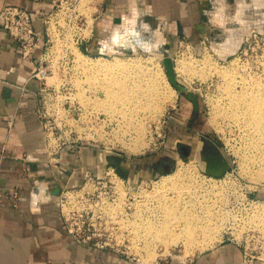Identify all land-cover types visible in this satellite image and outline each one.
Listing matches in <instances>:
<instances>
[{"label": "rangeland", "instance_id": "1", "mask_svg": "<svg viewBox=\"0 0 264 264\" xmlns=\"http://www.w3.org/2000/svg\"><path fill=\"white\" fill-rule=\"evenodd\" d=\"M238 1L240 0H226V12L232 17H235L237 14ZM245 2L248 4V8L245 9V15L242 17L247 20V23L245 22L244 25H240V23L234 22L227 25L228 28L235 30L241 29V33L237 34L239 36V40H237L238 42H234L231 37L228 38L229 34L226 33L225 29H220L211 23L216 12L215 7L218 5L217 0H211L210 8L208 9L207 14L202 18L209 27L217 32L218 39L213 40L209 38L207 42H198V45L191 44V42H189V40L183 35H179L177 40H171L168 37V31L164 30L166 26L164 23L159 24V29L163 32L164 38L167 39V43L160 34L154 33L155 41H158L156 42V45L166 44L165 48L170 51L179 82L188 87L195 95L199 104V111L197 114L193 103L171 86L163 66L161 54L156 52L149 54L143 52L138 53L136 47H133L134 53L136 54L130 53L126 55H118L115 54L118 51L115 53L111 51L110 54L108 53L110 57H102V55L89 54L87 51L88 49L85 50L84 44L82 45L83 53L73 44V42H67V37L62 40L55 36L54 46L50 50V55L53 56V64L55 66H57L58 58L65 54V49H67V54L69 53L73 56L76 55L85 62L98 63L99 61H105L111 63L116 59L126 63L133 61L135 64L131 67L136 66V68L133 67V69L144 73L149 71L150 73L148 72L147 75L151 76L153 74L151 76L152 78H158V89L161 93H166L169 96L172 94V96H170L171 99L162 105V109L156 110L157 112L152 114V111H150L151 113L148 111H140V118L136 119L137 121L134 122L136 123V125H134L136 128L133 127V129L129 130L128 134H130V141H127L126 143L117 142L110 134L109 137L106 136L103 139L99 138L97 142L92 141L90 144V148L97 152L99 159L96 161L94 172L97 173L105 167L115 168L122 179L120 180L122 182L124 181L123 185H121V182L118 183L121 195L119 199L120 208L122 209V205L125 202L124 198H126L124 206H126V209H128L127 212L130 215H133L136 212L137 202H139L140 206L142 205V207L145 208V204L151 202H149V199L152 196L154 197L158 195L155 191L157 190V183L161 178L174 177L179 171L181 172V169L192 165L193 167H191L189 172L191 177H189L190 182L194 183L193 186L196 185L202 187L198 189L200 190V193L193 196L194 200H200L199 203L201 202V205L199 203L196 205L194 204L191 214L195 215L199 213L197 216L202 218L199 223L201 222L200 224L204 226L208 224L205 222L209 221L210 224L207 226L212 225L215 227L217 225L221 227L219 228V232H216L217 239L215 238L214 244L204 250H199V248L193 246L190 247L188 241L185 243L186 241L184 239L179 240L174 246L173 244H175V242L171 244L172 246L170 245V247L165 245L166 248L169 249L168 250L164 248L165 246L162 244L161 239L160 242L157 238H148L146 240L143 237H139L137 239V236L139 235L137 234L138 229L136 225L138 222L141 224V222L137 221L134 217L135 220L133 221L136 222L133 224L135 227L134 233L137 234L135 238H132V242L135 244L133 245L134 252L129 255H119L111 252L124 258L131 264H167L171 261L189 264L191 260L195 259L199 254L208 251L225 240L238 242L244 247L247 246L249 252L253 251V254L245 255L247 257V264H253L256 262L264 264V250L259 249V243L264 242L262 238H259L262 236L264 238V235H262V233L264 234V219H262V217L264 218V212L257 211L255 214L257 227L262 233L249 227V222L252 224L255 218V216L254 218H251V216H253V206H256L253 205V203L264 204V183L257 181V179L260 178L259 176L264 173V167H262L261 162H257L260 160L256 155L257 153L255 149L252 148V140L249 138L247 132L249 128L244 124L239 123L234 118V115L231 116L235 121H233L231 116L229 117L230 113L227 115L224 114L229 106V101L227 99L228 94L225 91L226 85L229 82H233L234 84V81H240L244 76L249 80L251 76L255 77V79L258 77L257 80H261L262 83L264 82V7L256 9L255 11V8L251 6V0H246ZM91 3L93 5H90ZM96 4L98 9V12L94 16V19H96L97 17L101 18V12L104 11L102 10L105 8L103 0H97L96 3L93 0H85L80 5L81 10H83L82 12L88 14L89 24H91V26L93 23L91 15L97 11ZM157 26L151 24L152 30L157 29ZM221 32H225V35H223V37H218V35L222 34ZM95 33L96 31L94 27L92 38L96 37ZM86 35L90 36L91 30H89ZM225 39H227L226 42H224ZM63 41L67 43L65 44ZM125 41L130 44V41L122 39V42ZM181 41L184 43L183 45L180 44ZM239 48L240 50L237 52ZM74 51L75 53H73ZM234 53L236 54L233 55ZM76 56L74 57L75 61L77 58ZM180 61L184 63H179ZM137 66H141L142 68L139 70V68L137 69ZM75 69L77 70L76 67ZM191 70L194 71V73H192ZM222 72H225L226 77ZM81 74L85 75V80L83 82L79 80L76 83H87L89 85L88 92L92 94V96H90L88 93L87 96L86 90L81 89L77 96L83 101L82 103L85 106L93 107L99 113H107L106 115L111 119L115 117V114L116 116L123 117L122 114L118 115V113H114L110 110L114 104L113 102H110L107 90L101 89V87L104 88V86H102L103 84L98 80L105 79L106 75L104 72H97L99 76H97L96 80H92V82L90 79H87L89 78L87 74ZM227 75L230 77L228 79L231 80L227 79ZM232 76L235 80H232L234 79ZM58 77V72L56 70L55 77L50 78L49 83H58ZM224 79L226 80V83ZM99 84H101V86H99ZM237 86L234 85V89L241 91L239 84ZM97 99H99V101L101 100L102 104H98ZM103 102H105L104 105ZM154 105L155 104L152 105L150 103L149 107H154ZM105 106L107 108H105ZM156 128L158 129L157 132L161 133L162 136L164 134L167 135L165 145L162 144V139H158L155 136L154 133L156 132ZM111 129L112 127L108 128L107 132L110 133ZM105 138H108L109 141L112 138L113 139L112 141L107 142L105 141ZM206 138L210 139L214 152L225 157L229 164V169L221 178L210 176L205 172V164L200 158V153H202L203 143L206 141ZM124 144L128 148H126ZM142 144L146 146H143ZM180 146H186L192 152L191 155L189 157L183 156L180 153ZM143 157L149 158L148 160H152V162H157V160L164 158L163 160L172 164V171L169 173L163 172L162 169L150 170L151 172L145 170L144 173L141 171L138 175L134 176L130 182L126 180L124 174L123 176L120 175L122 171L119 170L127 168L128 160ZM108 182L109 179L100 181V184L97 186L98 193L104 192L105 190L110 191L109 187L111 185ZM154 203H150V206L148 205L147 207L155 209ZM208 209H211V213L207 211ZM151 211L152 210L149 212ZM149 212L148 214L147 212H144L143 215L146 214V217L155 220ZM209 213L213 214V216H215L213 218L215 219H213L212 215ZM220 213L222 215V223L218 219L220 218L219 216H221ZM207 214L210 216H207ZM216 215H218L217 218ZM145 216H142V218ZM211 220L212 223L210 222ZM161 221L162 219L155 222L159 224ZM191 222L193 225L197 224V220H191L190 223ZM138 228H141V226H138ZM139 234L143 235V232H139ZM170 235L172 238L173 234H169L168 238L166 235V239L171 240ZM137 240H141V242L143 241L141 246H137ZM146 241H149V244H152L150 245L151 251H149V253L145 252V249H143Z\"/></svg>", "mask_w": 264, "mask_h": 264}, {"label": "crops", "instance_id": "2", "mask_svg": "<svg viewBox=\"0 0 264 264\" xmlns=\"http://www.w3.org/2000/svg\"><path fill=\"white\" fill-rule=\"evenodd\" d=\"M245 1H238L237 14L232 17L226 12V0H217L211 20L213 25L225 29L234 42L239 40L237 34L241 29L227 25L247 23L242 17L248 8ZM253 2L251 6L255 11L264 7V0ZM51 3L52 0H0V16L5 6L19 7L28 11L37 30H42L39 13L50 12ZM103 4L101 18L97 17L94 23L96 37L84 43L88 52L92 48L96 50L97 41L111 35L121 24L132 19L136 21L137 16L148 25L158 24L156 28L164 23L171 40L183 35L191 44L198 45L209 38L218 39L217 32L202 18L211 0H103ZM155 32L167 43L161 29ZM114 41L122 42L119 34L114 36ZM41 51L24 58L0 19V264H131L114 253L81 245L66 233L59 211L60 193L65 188L80 187L85 175L94 172L99 159L97 152L89 147L77 155L64 154L62 165L47 163L38 114L40 86L31 78L34 60ZM148 159L128 160L124 169L129 182L141 171L161 170L160 165L166 162L164 158L157 162ZM37 183L46 188L48 196L46 198L42 192L40 201L35 203L32 192ZM15 193L18 194L16 200ZM246 261L243 248L232 240H225L199 254L189 264H247ZM167 264L182 263L171 261Z\"/></svg>", "mask_w": 264, "mask_h": 264}, {"label": "built area", "instance_id": "3", "mask_svg": "<svg viewBox=\"0 0 264 264\" xmlns=\"http://www.w3.org/2000/svg\"><path fill=\"white\" fill-rule=\"evenodd\" d=\"M93 1L96 3L97 0ZM51 4L50 12L39 13L42 30H37L31 14L19 7L5 6L0 19L4 30L17 42L24 58L42 49L34 60L31 78L40 86L38 114L46 143V161L49 165L57 166L62 165L64 154L77 155L90 147L92 141L97 142L99 138L103 139L111 134L117 142L126 143L130 141V134L123 135L120 130V125L124 121L121 116L111 119L103 112L99 113L81 102L77 96L81 89L86 90V95L92 94L88 92L87 83H76L79 80L83 82L85 76L75 69L74 56L67 54V49L65 54L58 58L57 66L53 64V56L50 55L55 36L62 40L67 37V42H73L82 51V45L93 36L86 34L90 29L93 33L94 16L98 11L91 15L93 19L91 26L88 14L81 10V0H52ZM67 42L63 41L65 44ZM180 44L184 43L181 41ZM56 70L59 82L50 84L49 80L55 77ZM110 127L112 129L109 133L107 130ZM157 130L156 128L155 136L162 139V144L165 145L167 135L162 136ZM105 141L108 142V138H105ZM105 179H109L110 191L98 193L97 186ZM120 179L115 168L105 167L97 173L86 174L80 187L65 188L61 191L58 199L59 211L70 238L99 251H110L119 255L134 252L135 244L132 238L136 237L133 226L136 222L133 220L137 217L136 212L134 215L127 212L128 209L124 206L126 198L122 205L123 211L119 206L121 195L118 183L121 182V185L124 183ZM17 196L15 193L13 198L16 200ZM259 238L264 241L263 236ZM236 243L243 248L246 256L253 254V251H248L247 246ZM141 244V240H137V246ZM259 244V249L264 250V242Z\"/></svg>", "mask_w": 264, "mask_h": 264}, {"label": "bare ground", "instance_id": "4", "mask_svg": "<svg viewBox=\"0 0 264 264\" xmlns=\"http://www.w3.org/2000/svg\"><path fill=\"white\" fill-rule=\"evenodd\" d=\"M83 1H85V0H81V4L83 3ZM135 19H137V20L133 21V19H132L129 22H126L125 24H121L120 26H118L112 32L113 39H114V36L116 34H119L121 39L129 41L128 36L131 34L133 28L137 25L138 16ZM90 30H91V34H92V29H90ZM156 42H158V41H156ZM160 45H162V44H160ZM101 49L103 52H106L109 54L111 51H113L114 53L116 52V50L111 49L110 45H108L106 42H105V44H103L101 46V48L96 49V51L101 50ZM73 53H75V51ZM184 61H186V60H184ZM75 62H76L75 67L77 68V70L80 71L81 73L87 74L89 77L87 79H90L91 82H92V80H96L97 76H99L97 74V72H99V71H103L104 74L106 75V77L104 76L105 79H100L98 81H100L101 84H103L102 86H104V88L101 87V89L107 90L109 98H110V102H113V104H114V106L110 110L113 111L114 113H118V115H120V114L123 115L122 118L124 121L120 125V130L122 131L123 135L128 134L129 130L133 129V127H135L134 125H136V123H134V122L137 121L136 119L140 118V115H139L140 111H145V112L152 111V114H153V113L157 112L156 110L162 109L161 108L162 105L171 99L170 96H172V94L169 96L168 94H166V93L163 94L159 91V89H158V85H159L158 84V78L157 77L152 78L151 76L153 74L151 76L147 75V73L149 71H147V73H144V72L133 69V67L136 68V66L131 67L132 65L135 64L133 61H129L126 63V62H121L120 60L116 59L114 62H111V63H108L105 61H99L98 63H94V62H85L81 58L77 57ZM179 63H182V61H180ZM206 65H207V62H206ZM182 67H185V66H182ZM138 68L140 70V68H142V67L137 66V69ZM200 70H202V69H200ZM192 73H194V71H192ZM222 73H224V76L226 77L225 72H222ZM203 75H204V73H203ZM228 78H230V77L227 75V79ZM257 78L255 79V77L251 76L250 80H249L247 77L244 76L241 78L240 81H234V84H233V82H229L226 85L225 91L228 94L227 99L229 101V106L227 107L228 108L227 110L224 109L226 111V113H224V114L227 115L230 113L229 117L231 115H234V118L239 123H242L246 127L249 128L247 132H248L249 138L252 140V145H253L252 148L255 149V151L257 153L256 155H257L258 159L260 160L257 162H261L262 167H264V82L262 83V81L257 80ZM261 79H262V77H261ZM228 80H231V79H228ZM232 80H235V78ZM263 81H264V79H263ZM225 83H226V80H225ZM78 84H79V82H78ZM101 84H99V86H101ZM238 84H239V88H241V91H237L234 89V85L237 86ZM93 86H94V83H93ZM99 86H97V87H99ZM97 100H98L97 101L98 104H102L101 100L100 101H99V99H97ZM81 102H83V101H81ZM150 103L152 105L155 104L154 107H149ZM104 104H105V102H103V105ZM105 108H107V107L105 106ZM105 114H107V113H105ZM112 115H113V113H112ZM115 116H116V114H115ZM143 119H145V118H143ZM143 119H141V120H143ZM232 119H233V117H232ZM233 121H235V120L233 119ZM137 125H139V124H137ZM139 130H140V128H139ZM135 132H137V131H135ZM252 145H250V146H252ZM143 146H146V145H143ZM125 147L128 148L126 145H125ZM131 151H132V149H131ZM191 167H193V166L190 165L187 168L184 167L183 169H181V172L179 171L177 173V175L175 174L174 177H163V178H161V180L157 183L158 186H157V190L155 191V192H157V194L159 196L157 195L154 197L152 196L151 198L149 197L150 198L149 202L151 201L150 203L153 204L154 202H156V203H154L155 209L147 207L150 203L145 204L146 207L143 208L142 205L140 206L139 202H137L138 204L136 207L137 210L135 213V217H137V220H141V224H139V222H138L136 225L137 229H138L137 234L139 235L137 237H143L146 240L148 238H157V239H159V242L161 239L162 244L164 246L166 245L167 247L168 246L170 247V245L175 242V244H173V246H174V245H176V243H178L179 240L184 239L186 241L185 243H187V241H188V245L190 247L193 246V247L199 248V250L200 249L204 250L207 247L214 244L215 238L217 236L216 232L217 231L219 232V228H221V227L217 226L216 224H215L216 225L215 227H218V228H215L212 225L207 226L208 224H210L209 221L205 222L208 224H206L204 226V225L200 224L201 222L199 223V221L202 220V218L197 216V214H199V213H197L195 215L191 214L192 207L194 208V204L196 205L200 201L199 199L197 201H196V199L194 200L193 196L199 194L200 190H198V189L202 187L201 185H200L201 187H198L196 185L193 186L194 183L190 182L191 177L189 175V172H190ZM259 177L260 178H258L257 181H259L260 183L261 182L264 183V173ZM202 199L204 200L203 197H202ZM199 204L201 205V202ZM214 204H215V202H214ZM207 208H208V206H207ZM211 209H208L207 211L210 212ZM150 210H152V211L149 212ZM141 211H143L142 215H141ZM207 211H206V213H207ZM252 211H253V214H252L253 216H251V218H254L257 211L264 212V204H256V206H253ZM144 212H147V214H148V212L151 213V216H153L155 218V220L154 219L152 220L150 217H146L145 216L146 214L143 215ZM209 214H207V216ZM210 215H212V218L215 217V216H213V214H210ZM220 215H221V213H220ZM142 216H145L144 217L145 219L142 218ZM217 217H218V215H216V218ZM219 217L220 218H218V219L221 222L222 215ZM159 218H161L162 221L159 224H157L156 222L161 220ZM208 219H210V218H208ZM213 219H215V218H213ZM262 219H264V218L262 217ZM191 220H197V224L193 225L192 222L190 223ZM256 221L257 220H256V216H255L252 224L249 222V224H250L249 227L260 231V229L257 227ZM210 222L212 223V220ZM216 222H218V221H216ZM138 226H141V228H138ZM139 232H143V235H140ZM169 234H173L172 238H173V236H174V238L172 239L171 235H170L171 240L166 239V235L168 238ZM262 235H264V234L262 233ZM164 236H165V238H164ZM150 245H152V244L151 243L149 244V241H146V243L143 247V249H145V252L149 253V251H151ZM166 246L164 248H166ZM166 249H168V248H166Z\"/></svg>", "mask_w": 264, "mask_h": 264}, {"label": "water", "instance_id": "5", "mask_svg": "<svg viewBox=\"0 0 264 264\" xmlns=\"http://www.w3.org/2000/svg\"><path fill=\"white\" fill-rule=\"evenodd\" d=\"M252 2H253V0H251V4L254 3V2L253 3ZM145 26H149V29L145 30ZM157 29H159V28H157ZM157 29L152 30L151 25H148L147 23H143L141 18H139L137 25L133 28L131 34L128 36L130 44H128L127 41L115 42L113 37H112L113 34H111L108 37L97 41L96 49L101 48L99 43L106 41V43L108 45H110L111 49L118 51L117 53H115L118 55H126V54H130V53L136 54V53H134L133 47H136V49L138 50V53L143 52L145 54H149L152 52H156V53L161 54L163 66L165 68L166 75H167V78H168L171 86L176 91H178L179 93L186 96L187 99L193 103V105L195 107L196 114H197V112L199 111L198 101H197L195 95L189 90V88L179 82V80L177 78L176 71H175L173 58L171 57L170 51L165 48L166 44L158 45V46L156 45L154 33H156L155 31ZM221 33L222 34L218 35V37H223V35H225L224 34L225 32H221ZM224 42H226V39ZM224 42H222V43H224ZM239 50H240V48L237 50V52ZM236 53H234L233 55H235ZM89 54L109 56V54L106 52H103L102 49L96 51L95 49L93 50V48H92V51L91 50L89 51ZM230 56H232V55H230ZM202 161L205 164L206 174L213 176V177H216V178H221L229 169V164L223 156L207 157V158H203ZM171 171L172 170H167L166 173H169ZM120 175L123 176V173L121 172ZM45 189L39 183L36 184V187L34 188V190L32 192V198H33V201L35 203H38L40 201L39 199L41 198L42 192H45V196L47 198L48 194H47Z\"/></svg>", "mask_w": 264, "mask_h": 264}, {"label": "flooded vegetation", "instance_id": "6", "mask_svg": "<svg viewBox=\"0 0 264 264\" xmlns=\"http://www.w3.org/2000/svg\"><path fill=\"white\" fill-rule=\"evenodd\" d=\"M180 153L185 157H189L192 152L186 146H180ZM216 156H220V155H218L217 153L214 152V150L212 149V145L210 143V139L206 138V141L203 143L202 153H200L201 160H203V158L216 157ZM171 165L172 164L170 162H164L160 166H161L163 172L166 173L167 170H172ZM119 171H122L126 180L129 181L130 178H129L128 173L125 171V169L119 170Z\"/></svg>", "mask_w": 264, "mask_h": 264}]
</instances>
